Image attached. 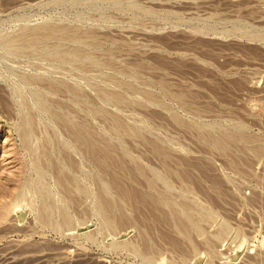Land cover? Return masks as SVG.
Returning a JSON list of instances; mask_svg holds the SVG:
<instances>
[{"label": "rangeland", "instance_id": "rangeland-1", "mask_svg": "<svg viewBox=\"0 0 264 264\" xmlns=\"http://www.w3.org/2000/svg\"><path fill=\"white\" fill-rule=\"evenodd\" d=\"M39 24L76 27L87 41L24 49L17 36ZM74 47L78 56L68 53ZM55 109L95 128L122 170L97 166ZM224 131L264 147V0H0V263L264 264V151L240 139L220 149L211 132ZM159 191L166 206L142 201ZM103 192L118 200L119 223L102 217ZM172 203L196 218L198 232L180 231Z\"/></svg>", "mask_w": 264, "mask_h": 264}, {"label": "bare ground", "instance_id": "bare-ground-1", "mask_svg": "<svg viewBox=\"0 0 264 264\" xmlns=\"http://www.w3.org/2000/svg\"><path fill=\"white\" fill-rule=\"evenodd\" d=\"M53 25V24H52ZM66 26V25H65ZM35 27V26H34ZM64 26H60V27H56V26H51L50 24L49 25H43V26H40V24H39V27L38 26H36L35 28H33V27H31L32 29H30V30H28V31H26V32H23L20 36H17V38H18V42H20L21 44H22V46L24 47V46H26V45H24V44H28V43H34V44H40V43H42V42H44V41H46V40H49V39H64L63 41H67V40H71L72 41V44L74 43H76V41H77V44L79 45V42L80 41H82L83 39L82 38H84V36L82 37L81 35H79V33L80 32H78V30H76V27H75V29H68V28H63ZM26 29V28H25ZM78 29V28H77ZM85 31V30H84ZM83 32V31H82ZM81 34V33H80ZM83 34V33H82ZM9 35V34H8ZM15 35V34H14ZM85 35V34H84ZM16 36V35H15ZM90 36H92L91 34L88 36V37H90ZM94 36V35H93ZM96 36V35H95ZM7 37V36H6ZM10 38V37H9ZM12 38H14L13 36H12ZM95 38V37H94ZM14 39H16V38H14ZM93 39V38H92ZM7 40H8V38H7ZM10 40V39H9ZM8 40V41H9ZM11 40H13V39H11ZM103 40V39H102ZM6 41V40H5ZM14 41V40H13ZM17 41H15L14 43H17L18 44V42ZM52 41V40H51ZM75 41V42H74ZM83 41H85V39L83 40ZM82 41V42H83ZM87 41V40H86ZM85 41V42H86ZM91 41V40H90ZM47 42V41H46ZM70 42V41H69ZM81 42V43H82ZM92 42V41H91ZM99 42H100V40H99ZM6 43H7V41H6ZM11 44H13L12 42H10ZM84 43V42H83ZM94 43H96V42H94ZM7 44H9V43H7ZM53 44V43H52ZM59 44V43H58ZM89 44V43H88ZM14 45V44H13ZM16 45V44H15ZM14 45V46H15ZM31 45V44H30ZM86 45V44H85ZM11 46V45H10ZM19 46H20V44H19ZM21 46V47H22ZM32 47L34 46V45H31ZM38 46V45H37ZM36 45L34 46V47H37ZM41 46V45H40ZM58 46V45H57ZM63 46V45H62ZM65 46V45H64ZM98 46V45H97ZM13 47V46H12ZM21 47H19V48H21ZM22 47V48H23ZM29 47V46H28ZM32 47H29V48H32ZM45 48H46V46H44ZM53 46H51V48H52ZM16 48H18V47H16ZM21 48V49H22ZM27 48V47H26ZM25 47H24V49H26ZM38 48V47H37ZM75 48V47H74ZM36 49V48H35ZM59 49V48H58ZM67 49H68V47H67ZM72 49V48H71ZM19 50V49H18ZM37 51V50H36ZM53 51H56V50H53ZM59 51V50H58ZM69 51H70V49H69ZM85 51V50H84ZM87 51V50H86ZM50 52H51V50H50ZM68 52V50L66 51V53ZM24 53V52H23ZM56 53H58L57 51H56ZM64 54L63 52H60L59 54ZM69 53V55H73V56H78L79 55V53H81L80 52V50L79 49H77V47L75 48V49H73L71 52H68ZM82 54H84V53H82ZM60 57H62L61 55H59ZM64 56V55H63ZM82 56V55H81ZM83 56H85V54L83 55ZM59 57V58H60ZM65 58V57H64ZM69 59H70V57H68ZM75 58V57H74ZM73 58V59H74ZM87 58V57H86ZM89 59H90V57H88ZM77 59V58H76ZM83 59V58H82ZM81 59V60H82ZM92 59V58H91ZM98 59V58H97ZM80 61V60H79ZM79 61H77L76 60V62H79ZM83 61V60H82ZM85 61V60H84ZM74 62V61H73ZM89 62V61H88ZM91 62V61H90ZM94 62H95V60H94ZM103 63V62H102ZM84 64H85V62H84ZM101 64V63H100ZM78 65V64H77ZM76 65V66H77ZM98 65V64H97ZM134 66L135 65H133V68H134ZM60 67V66H59ZM81 68V67H80ZM130 69V68H129ZM135 69L137 70V67H135ZM131 70H133V69H131ZM134 71V70H133ZM128 72H130V71H128ZM132 72V71H131ZM133 73V72H132ZM135 73V72H134ZM137 75V74H136ZM28 78H29V76H27ZM27 77H26V79H27ZM23 78V77H22ZM33 80V79H32ZM32 80H30V81H32ZM34 80H36V79H34ZM33 80V81H34ZM64 80V79H63ZM43 81V80H42ZM49 82V81H48ZM128 82V81H127ZM58 82H56V84H57ZM131 83V82H130ZM123 84H124V82H123ZM52 85V84H51ZM127 85V84H126ZM50 86V85H49ZM135 86V85H134ZM138 86V85H137ZM48 87V86H47ZM67 87V86H66ZM101 87V86H100ZM58 88H60V87H58ZM104 88H106V87H104ZM123 88V87H122ZM69 89V88H68ZM113 89V88H112ZM128 89V88H127ZM132 89V88H131ZM41 90V89H40ZM39 90V91H40ZM45 90H47V89H45ZM115 90V89H114ZM103 91L104 92V94H106L105 96H108V98L107 99H109V97L111 98L110 99V101L112 100V99H115V100H122L124 97H123V95H122V93H120V92H117V91ZM146 90V89H145ZM148 91H150L149 89H147ZM56 91V90H55ZM141 91H144L143 89L141 90ZM150 92H152V91H150ZM53 93V92H52ZM140 93V92H139ZM146 93H147V91H146ZM151 96H153L152 94L153 93H149ZM172 94H174V95H176L175 93H171V96H173ZM181 94V93H180ZM141 95V94H140ZM143 95V94H142ZM183 97H184V95L183 94H181ZM155 96V95H154ZM181 96V97H182ZM135 97V96H134ZM136 97H137V95H136ZM177 96H174V98H176ZM180 96H179V93H178V98H179ZM104 98V97H103ZM145 98V97H144ZM126 99V98H125ZM135 99V98H134ZM148 99H149V97H148ZM155 99H156V97H155ZM180 99V98H179ZM178 99V100H179ZM184 99V98H183ZM152 100H154L153 98H151V101ZM24 101H25V99H24ZM109 101V100H108ZM107 101V102H108ZM123 101V100H122ZM149 101V100H148ZM43 102V101H42ZM25 103V102H24ZM40 103H41V101H40ZM43 103H45V102H43ZM143 103V102H142ZM42 104V103H41ZM24 105H27V104H24ZM47 105V104H46ZM46 105H44V106H46ZM30 106V105H29ZM49 106V105H48ZM90 106V105H89ZM52 107V106H51ZM49 108V107H48ZM59 108V107H58ZM94 108H95V106H94ZM93 108V109H94ZM29 109H30V107H29ZM50 109H52V108H50ZM86 109V108H85ZM90 109V108H89ZM97 109V108H96ZM55 110H57L56 111V113L55 114H57V116H58V118L57 119H59L60 121H62L63 122V124L62 125H64L65 124V126L64 127H67V129L72 133L71 135H73V137H75L76 139H77V141L78 142H80L82 145H84L86 148H87V150H88V153H89V156H91V157H89V158H93V160H95V162L97 163V166L99 165V167H102V169L104 168H106V166H107V164H110L109 162H112V164H113V161H115L114 159H116V158H114L113 159V156L111 155V148L109 147V145H105L106 147H103V146H101V144H100V141H101V139H102V141H103V138L102 137H99L98 139H100V141L98 142H95V139L96 138H93L94 137V135H92L93 134V131H91V130H94V129H91L90 130V128H88V127H84L82 124H80V123H74V122H72L70 119L72 118H68L65 114L66 113H62V112H58V109H55ZM98 110V109H97ZM90 111V114H91V111H92V108H91V110H89ZM96 111V110H95ZM102 111H104V110H100V112H102ZM66 112V111H65ZM94 112V111H93ZM105 112V111H104ZM22 113H23V111H22ZM87 113V112H86ZM97 113L99 114V111H97ZM54 114V115H55ZM96 113H94V115H95ZM101 114V113H100ZM29 115V114H28ZM53 115V116H54ZM29 116H31V115H29ZM29 116H25V117H29ZM69 116H70V114H69ZM23 117V116H22ZM25 117H24V119H25ZM116 117H118V116H116ZM33 118V117H32ZM55 119H56V115H55V117H54ZM34 119V118H33ZM36 119V118H35ZM58 120V121H59ZM120 120V119H119ZM30 121H31V117H29L28 118V121H26V123L27 122H29L30 123ZM33 121V120H32ZM32 121H31V123H32ZM34 123V122H33ZM36 123V122H35ZM116 123L118 124L119 122L117 121V119H116ZM122 123V122H121ZM29 125V124H28ZM32 125V124H31ZM119 125H120V123H119ZM121 125H125V123H123V124H121ZM25 126V125H24ZM34 126V125H33ZM127 125H125L124 127H126ZM32 127V126H31ZM92 127V126H91ZM117 127H118V125H117ZM117 127H116V129H117ZM119 127H122V126H119ZM22 128L23 127H21V130H22ZM25 128H26V126H25ZM28 128V127H27ZM135 127H133L132 128V126H131V128H128V126H127V129H129V130H127V131H130V129H134ZM34 129V128H33ZM136 129H138V128H136ZM24 130H26V129H24ZM125 130V129H124ZM26 131H29L28 129L26 130ZM126 131V130H125ZM135 131V133H137V131L136 130H134ZM133 131V132H134ZM138 131H141V130H138ZM230 131V130H229ZM21 132V131H20ZM23 132V131H22ZM25 132V131H24ZM26 133V132H25ZM28 133V132H27ZM95 133V132H94ZM139 133V132H138ZM138 133H137V135H138ZM141 133H142V131H141ZM29 134V133H28ZM31 134V133H30ZM100 134V133H99ZM208 135V134H207ZM24 136V135H23ZM27 136V135H26ZM97 136V135H96ZM101 136V135H100ZM104 136V135H103ZM209 136V135H208ZM25 137V136H24ZM23 138V137H22ZM32 138V137H31ZM205 138V137H204ZM211 142H212V144L213 145H215V146H217L218 148H220V149H224L225 150V147H226V145H229V144H231V143H229V144H227L230 140H232V139H240V140H243L244 142H246V143H248V144H252V145H254L255 147H256V149H257V153L260 151V152H263L264 151V147L260 144V143H258L257 142V140L254 138V137H251V136H248V135H245V134H241V133H239V132H227V131H224V132H221L220 134H216V133H212L211 132ZM34 139V138H33ZM105 139V138H104ZM106 139H107V137H106ZM105 139V140H106ZM108 140V139H107ZM106 140V141H107ZM28 141V140H27ZM31 141V140H30ZM52 141V140H51ZM26 142V141H25ZM29 142V141H28ZM48 142V141H47ZM108 142V141H107ZM235 142V141H234ZM31 143V142H30ZM30 143H29V145H30ZM77 143V142H76ZM97 143V144H96ZM111 143V145H112V142H109V144ZM33 144V143H32ZM99 144H100V146H99ZM105 144V143H104ZM37 145V144H36ZM35 145V146H36ZM46 145V144H45ZM48 145V144H47ZM46 145V146H47ZM241 145V144H240ZM33 146V145H32ZM42 146V145H41ZM44 146V145H43ZM42 146V147H43ZM112 146H114V144L112 145ZM111 146V147H112ZM123 146V145H122ZM41 147V148H42ZM50 147V146H49ZM125 147V146H124ZM155 147H156V150H158L159 152H161V153H164V151H162V149L160 148V146L159 145H156L155 144ZM214 147V146H213ZM27 148V147H26ZM40 148V147H39ZM126 148V147H125ZM45 149V148H44ZM123 149V148H122ZM217 149V148H216ZM227 149H228V147H227ZM226 149V150H227ZM252 149H254L253 147H252ZM255 149V150H256ZM33 150V149H32ZM42 150H43V148H42ZM41 150V151H42ZM126 150V149H125ZM129 150V149H128ZM34 151V150H33ZM124 151V150H123ZM37 152H40V151H37ZM46 152V151H45ZM126 152H127V150H126ZM125 152V153H126ZM223 152V151H222ZM224 152H226V151H224ZM113 153H114V150H113ZM33 154H36V152H34ZM40 154V153H39ZM129 154L130 153H128V154H126V157H127V155L129 156ZM50 155V154H49ZM49 155H46V157H47V161H49L50 160V157H49ZM130 155H132V154H130ZM34 158H35V156H33ZM130 157V156H129ZM119 158V157H118ZM121 158L122 157H120V160H121ZM123 158H124V156H123ZM122 158V159H123ZM133 158V155L131 156V158L130 159H132ZM36 159V158H35ZM69 159V158H68ZM71 159V158H70ZM90 159V160H91ZM128 159V158H127ZM126 159V160H127ZM137 159V158H136ZM135 159V160H136ZM133 160V159H132ZM51 161H53V160H51ZM73 161H74V159H73ZM116 161H118V160H116ZM116 161L114 162L115 163V165H114V167L116 166V165H119L117 168H121V170H122V165H121V163L120 162H117V164H116ZM121 161H123V160H121ZM54 163V162H53ZM93 163H94V161H93ZM236 164H237V166H238V163L237 162H235ZM50 164H51V162H50ZM73 164V163H72ZM111 164V165H112ZM124 164H125V161H124ZM37 165V164H36ZM55 166H56V164H55ZM62 167V170H64V167L62 166V165H58V167ZM124 166V165H123ZM236 166V167H237ZM52 167V166H51ZM57 167V168H58ZM97 168V167H96ZM112 167H110V169H111ZM120 168H119V170H120ZM59 169V168H58ZM61 169V168H60ZM77 169H78V167H77ZM103 169V170H104ZM109 169V170H110ZM113 170H115L114 168H112ZM123 169H124V167H123ZM129 169V168H128ZM57 170V169H56ZM66 170H68V169H66ZM107 170V169H106ZM108 170V171H109ZM117 170V169H116ZM115 170V171H116ZM125 170V169H124ZM69 172H71L70 170H68ZM97 171H98V169H97ZM99 171L101 172V169H99ZM107 171V172H108ZM111 171V170H110ZM126 172H127V170H125ZM124 171V172H125ZM136 171L137 172H141L140 171V169L139 168H136ZM171 171V170H170ZM45 172H47V171H45ZM50 172V171H49ZM58 172H59V170H58ZM66 171L64 170V174H66L65 173ZM68 172V174H71V173H69ZM96 172V171H95ZM104 172V171H103ZM106 172V173H107ZM114 172V171H113ZM119 172V171H118ZM155 172V171H154ZM168 172V171H167ZM51 173V172H50ZM57 173V172H56ZM59 173H63V172H59ZM102 173V172H101ZM109 173H111L112 174V172H108V174ZM116 173V172H115ZM114 173V174H115ZM128 173V172H127ZM58 174V173H57ZM94 174V173H93ZM100 174V173H99ZM98 174V175H99ZM110 174V175H111ZM118 174H120V173H118ZM156 174V173H155ZM161 173L159 172V175H160ZM58 175H60V174H58ZM63 175V174H62ZM62 175H60V176H62ZM74 175V174H73ZM73 175H68L67 176V174L65 175V178H67V179H69V181H70V183L71 182H73L75 179H74V177H73ZM78 175V174H77ZM113 175V174H112ZM117 175V173L114 175V176H116ZM121 175H122V173H121ZM120 175V176H121ZM124 175V174H123ZM151 175V174H150ZM152 175H154V174H152ZM157 175H158V173H157ZM162 175V174H161ZM60 176L59 177H56V178H60ZM95 176H96V174H95ZM101 176V175H100ZM103 176V175H102ZM101 176V177H102ZM114 176H112V179H113V181H114V183L117 185V186H119L120 187V180H119V178H118V175H117V177H115L114 178ZM63 177V176H62ZM151 177V176H150ZM157 177H160V176H157ZM166 178L165 177V175H163L162 176V178ZM94 178V177H93ZM96 178V177H95ZM109 178H110V176H109ZM108 178V179H109ZM122 178V177H121ZM162 178H160V179H162ZM41 179V178H40ZM39 179V180H40ZM61 179V178H60ZM123 179V178H122ZM121 179V180H122ZM156 179V178H155ZM159 178H158V180H160ZM43 180H44V178H43ZM61 180H63V179H61ZM65 180V179H64ZM64 180H63V182H64ZM99 180V179H98ZM97 180V181H98ZM111 180V179H110ZM157 180V179H156ZM165 179H163L162 180V182L164 181ZM46 181V180H45ZM76 181V180H75ZM74 181V183H75V185L77 184V182H75ZM95 181V180H94ZM96 181V182H97ZM152 181H155L154 179L152 180ZM161 181V180H160ZM58 182V181H57ZM62 182V181H61ZM98 182H100V181H98ZM102 182V183H101ZM100 183H101V185L103 186V181H101ZM110 182H112V181H110ZM151 182V181H150ZM155 182H157V181H155ZM154 182V183H155ZM168 182V181H164V184H165V186H166V183ZM46 183V182H45ZM65 183H67V182H65ZM74 183H73V185H74ZM169 183V182H168ZM36 184V183H35ZM35 184H34V187H35ZM40 184V183H39ZM81 184V183H80ZM98 184V183H97ZM112 184H113V182H112ZM111 184V185H112ZM115 184H113L111 187H115L114 185ZM122 184H123V182H122ZM156 184V183H155ZM67 185H68V183H67ZM69 185H71V184H69ZM79 185V184H78ZM124 185V184H123ZM151 185H153V183L151 184ZM172 186V185H170V183L169 184H167V186ZM44 186H45V184H44ZM62 186V185H61ZM66 186V185H65ZM77 186V185H76ZM106 186V185H105ZM116 186V189H118V187ZM122 186V185H121ZM68 187V186H67ZM71 187V186H70ZM70 187H68L69 189H70ZM151 188L153 187V186H150ZM41 188V187H40ZM74 188V190H76L77 191V188H75V187H73ZM99 188H101V187H99ZM104 188V187H103ZM102 188V189H103ZM154 188L157 190V189H159V188H156L155 186H154ZM153 188V189H154ZM105 190H108V188L106 189V187L104 188ZM120 189V188H119ZM119 189H118V191H119ZM154 189V190H155ZM20 190H21V188H20ZM41 190V189H40ZM44 190V189H43ZM64 190V189H63ZM81 190V189H80ZM80 190H79V193H80ZM83 190H85V189H83ZM99 190V189H98ZM126 189H124V191H125ZM161 190V189H160ZM32 191V190H31ZM38 191V190H37ZM42 191V190H41ZM51 191V190H50ZM67 191V190H66ZM102 191V190H101ZM110 191V190H109ZM151 191V190H150ZM46 192H48V191H46ZM53 192H55V191H53ZM73 192V191H72ZM107 192V191H106ZM106 192H103L102 194H101V203H100V210H102L101 208L103 207V210L102 211H104V213L103 214H105L104 216H102V217H106V219H105V221L107 220V222L109 223V225H113V224H115L116 223V220L118 221V220H122V219H115L116 218V216H115V211L117 210H115V205H117L119 202H118V200H117V203L115 204L114 202H115V200H114V202L111 200V197L109 198V196H108V194L110 193V192H108V194L106 193ZM120 193H121V191H119ZM155 192V191H154ZM21 193V192H20ZM35 193H36V191H35ZM60 193V192H59ZM74 193V192H73ZM123 193V192H122ZM141 193V192H140ZM156 193V192H155ZM155 193H146L145 192V194H144V196H143V198H141L142 199V201L144 200L145 202L146 201H148V202H150V204H154V205H152V206H155V207H158L159 208V206H161V205H165L166 203H169V199H166L165 197H164V191L162 192V193H164V194H160V191H159V194L157 195V194H155ZM157 193H158V191H157ZM168 193H170V192H167V195H168ZM41 194H43V193H41ZM123 194H125V195H127L128 196V192H124ZM16 195V194H15ZM20 195V194H19ZM40 195V194H39ZM38 195V196H39ZM45 196H46V194H44ZM48 195H50L51 196V194L49 193ZM70 195H73V194H70ZM69 195V196H70ZM79 195V194H78ZM78 195H76V196H78ZM110 195V194H109ZM137 195V194H136ZM139 195V194H138ZM166 195V194H165ZM50 196H48V198H50ZM62 196V195H61ZM67 196V195H66ZM75 196V197H76ZM100 196V195H99ZM126 196V197H127ZM132 196V195H131ZM170 196V195H169ZM28 197V196H27ZM52 197V196H51ZM71 197V196H70ZM124 197V196H123ZM138 197V196H137ZM168 197V196H167ZM25 198H26V196H25ZM41 198H43L42 197V195H41ZM58 198V197H57ZM14 199V198H13ZM60 199V198H59ZM62 199H63V197H62ZM67 199V198H66ZM69 199V198H68ZM129 199H130V197H129ZM131 199H133V198H131ZM136 199V198H135ZM141 199H138V200H141ZM171 199V198H170ZM18 200V199H17ZM47 200V199H46ZM58 200V199H57ZM70 200V199H69ZM73 200V199H72ZM98 200V199H97ZM168 201V202H167ZM170 201H173V200H170ZM64 203V202H63ZM67 203V202H66ZM123 203V202H122ZM138 203H140L141 204V201L140 202H138ZM185 203H188V202H185ZM184 202H183V204L186 206V204H185ZM46 204H48V203H46ZM101 204H102V206H101ZM136 204H137V202H136ZM139 204V205H140ZM145 205L147 204V203H144ZM149 204V205H150ZM176 204V203H175ZM190 204V203H189ZM188 204V205H189ZM50 205V204H49ZM138 205V204H137ZM167 205V204H166ZM165 205V206H166ZM170 205V204H169ZM172 205H174L173 203H172ZM187 205V207H193V209H195L194 208V206L195 205H192V204H190V206H188ZM192 205V206H191ZM46 206V205H45ZM44 206V207H45ZM97 207L99 206V205H96ZM120 206H121V204H120ZM164 206V207H165ZM175 206V205H174ZM43 207V208H44ZM66 207V206H65ZM163 207V206H162ZM161 207V208H162ZM170 207H172V206H170ZM176 207V209L175 208H171L170 210L173 212H171L172 213V215L174 216V218H175V220L178 222V224H177V222H176V225H178V227L180 228V231H182L183 233H185V235H187V236H191L192 234V232H196L197 231V223H196V218L194 219L192 216H191V214H188V213H186L183 209H179V208H177L178 206L176 205L175 206ZM180 207H182V206H180ZM199 207V206H198ZM117 208H118V206H117ZM154 208V207H153ZM166 208V207H165ZM47 209V208H46ZM162 209H164V208H162ZM179 209V210H178ZM187 209H189V208H187ZM199 209V208H198ZM204 209V208H203ZM48 210V209H47ZM65 210H67V209H65ZM115 210V211H114ZM154 210H157L156 208L154 209ZM167 210V209H166ZM165 210V211H166ZM183 210V211H182ZM197 210V209H196ZM99 211V210H98ZM190 211V210H189ZM188 211V212H189ZM192 211H194V210H192ZM207 211V210H206ZM66 212V211H65ZM117 212V211H116ZM201 212V211H200ZM205 212V211H204ZM209 212V211H208ZM44 213V212H43ZM64 213V212H63ZM67 213V212H66ZM69 213V212H68ZM67 213V214H68ZM163 213V212H162ZM195 214H197L198 213V215L197 216H199L200 214H199V212L197 211V213L196 212H194ZM193 212H192V214H194ZM42 214V213H41ZM50 214H51V212H50ZM62 214V213H61ZM70 214V213H69ZM72 214V213H71ZM165 214H166V217H167V212H165ZM201 214H203V213H201ZM206 214V213H205ZM40 215V214H39ZM65 215L66 214H63L62 215V217H65ZM210 215V214H209ZM46 216H48L47 214H46ZM45 216V217H46ZM69 216L70 215H67L64 219H65V222H69L71 219L69 218ZM122 216H124V215H122ZM122 216H121V218H122ZM170 216V215H169ZM168 216V217H169ZM204 215H202L201 216V219H202V217H203ZM206 216H208L207 214L204 216L205 218H206ZM49 217H51V216H49ZM171 217V216H170ZM170 217H169V219H170ZM200 217V216H199ZM41 218H44V217H41ZM120 218V217H119ZM126 218V217H125ZM63 219V220H64ZM200 219V218H199ZM44 220H46V218L44 219ZM47 220H48V218H47ZM62 220V219H61ZM124 220V219H123ZM171 220V219H170ZM173 220V219H172ZM203 220V219H202ZM41 221H42V219H41ZM49 221H51V220H49ZM73 221V220H72ZM71 221V222H72ZM104 221V222H105ZM198 221V220H197ZM200 221V220H199ZM47 222V221H46ZM46 222H44V223H46ZM63 223H65L64 221H62ZM106 222V223H107ZM120 221H118V223H119ZM107 223V224H108ZM117 223V224H118ZM199 223H201V222H199ZM69 224H71V226H72V223H70L69 222ZM64 225H66V224H64ZM74 225V224H73ZM111 227V226H110ZM115 227V226H114ZM114 227H113V229H114ZM105 228V227H104ZM112 228V227H111ZM196 230V231H195ZM199 230V229H198ZM198 232V231H197ZM191 234V235H190ZM147 242H148V240L146 241V244H147ZM131 243V242H130ZM149 243V242H148ZM150 244V243H149ZM128 245H130L129 244V242H128ZM134 246V244L132 243V247ZM134 248H135V246H134ZM11 258H12V256H11ZM10 258V259H11ZM8 259V258H7ZM1 264V263H0Z\"/></svg>", "mask_w": 264, "mask_h": 264}]
</instances>
